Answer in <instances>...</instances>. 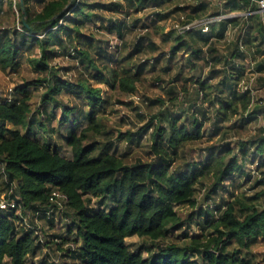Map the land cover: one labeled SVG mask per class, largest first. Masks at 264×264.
<instances>
[{
    "label": "trees",
    "instance_id": "1",
    "mask_svg": "<svg viewBox=\"0 0 264 264\" xmlns=\"http://www.w3.org/2000/svg\"><path fill=\"white\" fill-rule=\"evenodd\" d=\"M258 1L0 0V24L9 18L13 25L0 30V71L17 69L21 49H36L38 56L29 62L43 74L36 82L44 85L42 105L50 106L49 112H33L31 84L0 102V195L16 203L0 212V264H26L52 245L79 264H256L251 249L264 240V125L247 140L224 143V138L237 135L247 117L264 119V99L254 102L251 88L242 86L249 75L264 80V13L257 12ZM98 11L122 18L104 27ZM233 14L242 15L227 18ZM172 17H177L176 27L167 30ZM210 19L217 20L207 24ZM98 22L120 42L114 55L97 45ZM133 29L140 34L127 51L124 36ZM59 55L76 61L87 75L75 82L64 79L50 65ZM140 55L149 58L132 63ZM177 57L178 68L172 63ZM148 62L162 66L163 73L177 68L171 83L199 71L193 81L196 96L188 116L162 109L137 132H118L117 141H125L129 152L151 130L146 159L128 160L110 144L95 142L96 136L110 135L100 115L109 100L90 81L134 96ZM63 93L75 95L78 105L60 101ZM167 94L176 101L174 87ZM156 105L163 107L164 101L148 100V108ZM80 121L86 124L77 129ZM205 136L218 137V143L197 152L194 147ZM55 138L69 157L60 155ZM197 188L205 189L200 203ZM54 192L66 197L59 214L72 220L65 236H54L58 242L40 241L31 225L39 211H57L49 202ZM218 193L229 200L211 207ZM180 205L197 209L202 230L209 231L204 243L187 231L181 233L188 239L184 246L170 239L183 226L174 208ZM53 218L54 213L50 226ZM132 237L151 245L132 250L126 244Z\"/></svg>",
    "mask_w": 264,
    "mask_h": 264
},
{
    "label": "rangeland",
    "instance_id": "2",
    "mask_svg": "<svg viewBox=\"0 0 264 264\" xmlns=\"http://www.w3.org/2000/svg\"><path fill=\"white\" fill-rule=\"evenodd\" d=\"M16 1V0H14ZM31 8L34 11H38L39 5L38 3L32 1ZM100 16H102L106 22H104V27L108 26V20L114 21L116 19H121L122 17L118 15H112L110 13L105 12H97ZM143 13L137 15V17H142ZM242 14H233L227 16V18H235L240 17ZM148 22L147 20H144ZM177 17H172L167 21L166 26L167 30L176 27ZM100 22L94 26V30H97V35L95 36V40L98 43V46H101L103 49H107L108 53L114 55L116 51L120 47V42L114 32L108 33L104 28H99ZM13 25H11V20L8 18L2 24H0V30L6 29L10 30ZM138 29H133L125 33L124 41L126 42L127 51L129 48H132V44L137 40L139 35ZM122 52L123 56L127 55L128 52ZM166 51V50H165ZM38 56V52L36 49L29 51L27 49H21L20 57H19V66L16 70H6L5 72L0 71V102L4 99H10L15 96V89L23 87L24 85L31 84L29 86L31 92V109L33 112H37L38 110L41 112L44 109H47V112L50 111V106L44 107L41 103V95L44 91V85L42 83H37L36 81L41 79L43 74H40L34 70L33 65L29 62L31 57ZM116 56V55H115ZM149 56H133L132 63L136 61L146 60ZM180 59L174 58L172 63H177V68L179 67L178 63H180ZM105 62V61H104ZM51 66L56 67L60 70V76H62L66 80H70L75 82L77 78H79L80 74L85 73L82 69H79L76 61L71 60L69 57L59 55L52 59ZM110 66H115L116 64L110 63ZM247 65V63H246ZM151 62H148L147 71L144 74L141 86L137 90V94L134 96H130L127 94H121L117 92H113L110 89L106 88L104 85H96L92 81H90L92 87L101 88L104 95L108 97L109 104L105 108L102 115L103 125L105 131L109 132V136H96L94 137L95 142L99 143H107L111 145V151L116 150L117 154L124 155L128 154L127 159L131 160L134 156H138L140 158L146 159L144 154V147L149 144V136L151 134V130L147 132L145 136L142 137L141 143L138 147L135 145H130V151L127 150L126 142L117 141L118 132L122 134L135 133L140 128L144 127L151 119L152 115H156L162 109H169L175 111V114H181L182 111H186L187 116L190 114L189 105L192 103V99L196 96V88L194 87L193 81L200 75L199 71L187 73L184 75L178 76L177 81L171 83L175 80L177 76V68H174L172 71L163 73L162 66H153ZM67 69V72L65 70ZM204 77L207 75V70L204 71ZM250 78L242 84V86L247 85L252 90L253 101L260 102L261 98L264 99V80H258L257 76L249 75ZM264 79V75H263ZM171 83V84H170ZM175 88V98L176 101L171 102L169 99L171 96L167 94V91L171 88ZM183 88L186 89V92L183 91ZM75 99V101L73 100ZM160 99L164 101V106L160 107L156 105L154 107H147L148 100H156ZM60 101H63L64 104L73 106L78 105V101H76L75 95L63 93L59 97ZM78 102V103H77ZM142 115V118L138 116ZM182 117L186 116L182 112ZM41 117L46 118V114H42ZM80 119V117L78 118ZM240 118L234 119L238 121ZM245 125L243 129L239 131L237 135L231 134L224 138V143H231L237 139L247 140L252 138L258 134V131L264 125V119L261 115H257L256 118H246ZM86 124L85 121H80L77 129L82 128ZM60 133L64 130L63 128L57 129ZM57 138V137H56ZM57 141L58 145H61L60 155L63 157H69L70 152L63 145L62 141ZM219 140L218 137L213 139H209L208 136H205L204 139L195 145V149L197 152L202 153V149H204L207 145ZM257 162V160H254ZM254 174V173H253ZM254 177H257V174H254ZM261 176H259L260 178ZM248 187V186H247ZM247 189V188H246ZM260 190L258 188L256 191ZM255 191H247L248 194L252 195ZM205 194L204 188H197L195 193V198L199 201H202ZM229 196L227 194L218 193L215 197L209 201V205L211 207L218 206L222 204V201H228ZM95 200H92L91 203H94ZM177 211V214L183 221V226L172 233L170 239L172 242L179 244L180 246H184V242L188 241L181 238V233L187 231L189 237H193L196 240L199 238L201 243L206 241V237L209 235V231L204 229L203 219L197 216V209H193L187 205H180L174 207ZM191 216V217H190ZM191 220H190V218ZM49 218H45L41 216V218L37 217L33 220V224L36 227L34 229L35 235L43 240V238L49 241H54L55 235L65 236L67 233V228L69 223L72 220V215L68 214V217H64L63 214L55 213L53 218L52 226L47 222ZM55 241H59L58 239ZM126 244L132 250H142L144 247L151 245L147 240L140 239L137 237H132L126 239ZM252 253L256 257V264H264V240L258 241L254 247L251 249ZM48 255L47 257H45ZM64 252H59L56 250L54 245L51 248H44L40 250L35 257H29V260L26 264H40V262L45 258L44 264H79L78 261H73L69 258L63 257ZM8 264V262L6 263Z\"/></svg>",
    "mask_w": 264,
    "mask_h": 264
},
{
    "label": "built area",
    "instance_id": "3",
    "mask_svg": "<svg viewBox=\"0 0 264 264\" xmlns=\"http://www.w3.org/2000/svg\"><path fill=\"white\" fill-rule=\"evenodd\" d=\"M258 4V11L259 13H264V0H260L257 2ZM215 20L217 19H210L208 20L206 23L207 24H211L213 23ZM204 31V30H203ZM66 201V197L62 194H59V193H52L49 197V202L52 204V205H56L57 207V211H39L37 214H36V217L35 219L40 215H44L45 218H50L51 215L54 213H60V211H62V208H63V205H64V202ZM16 208V203L14 202H10L9 200L5 199L2 195H0V212H4V211H7L9 209H14ZM27 225H29V221H27ZM31 228L34 229V225H31ZM36 228V227H35ZM42 239H40L41 241ZM73 249V246L70 245Z\"/></svg>",
    "mask_w": 264,
    "mask_h": 264
}]
</instances>
